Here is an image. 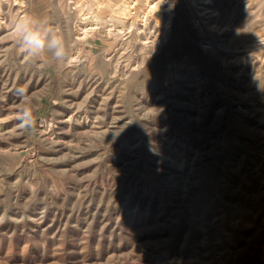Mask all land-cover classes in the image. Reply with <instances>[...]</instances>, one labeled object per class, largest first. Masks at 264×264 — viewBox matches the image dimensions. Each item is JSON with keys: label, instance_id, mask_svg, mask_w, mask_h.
<instances>
[{"label": "rangeland", "instance_id": "374dc122", "mask_svg": "<svg viewBox=\"0 0 264 264\" xmlns=\"http://www.w3.org/2000/svg\"><path fill=\"white\" fill-rule=\"evenodd\" d=\"M153 1L0 5V264H264V0Z\"/></svg>", "mask_w": 264, "mask_h": 264}, {"label": "clouds", "instance_id": "9594fccd", "mask_svg": "<svg viewBox=\"0 0 264 264\" xmlns=\"http://www.w3.org/2000/svg\"><path fill=\"white\" fill-rule=\"evenodd\" d=\"M7 2L8 0H0V5ZM13 31L22 52L29 55H39L48 51L58 61L63 60L67 55L62 38L52 28L40 25L38 21L30 16L15 19L13 21ZM17 94L22 100H25L17 113L20 127L31 128L35 123L33 108L26 102L25 89L23 87L17 89Z\"/></svg>", "mask_w": 264, "mask_h": 264}, {"label": "built area", "instance_id": "2783aa9c", "mask_svg": "<svg viewBox=\"0 0 264 264\" xmlns=\"http://www.w3.org/2000/svg\"><path fill=\"white\" fill-rule=\"evenodd\" d=\"M157 1H159V6H163L169 3V0H155L154 3H156Z\"/></svg>", "mask_w": 264, "mask_h": 264}, {"label": "bare ground", "instance_id": "6f19581e", "mask_svg": "<svg viewBox=\"0 0 264 264\" xmlns=\"http://www.w3.org/2000/svg\"><path fill=\"white\" fill-rule=\"evenodd\" d=\"M205 1H206V0H205ZM134 2H135V0H134ZM153 2H154V1H153ZM211 2H212V1H211ZM149 3H150V2H149ZM157 3H159V1H157L156 4H157ZM112 5H113V4H112ZM151 6H153V4H152ZM151 6H149V7H151ZM74 7H75V6H74ZM76 7H77V6H76ZM18 8H19V7H18ZM149 9H150V8H149ZM146 13H147V12H146ZM196 14H197V13H196ZM1 15H2V14H1ZM2 16H3V15H2ZM142 16H143V15H142ZM144 16H145V15H144ZM0 18H1V16H0ZM97 18H98V17H97ZM197 18H198V17H197ZM1 20H3V19H1ZM143 20H144V19H143ZM3 21H4V20H3ZM82 22H83V21H82ZM142 23H143V22H142ZM144 23H145V22H144ZM77 24H79V23H77ZM207 24H208V23H207ZM79 25H80V24H79ZM83 25H84V24H83ZM83 25H82V26H83ZM88 26H89V25H88ZM93 28H94V27H93ZM139 29H140V28H139ZM84 33H85V32H84ZM152 37H153V36H152ZM72 63H73V62H72ZM72 63H71V64H72Z\"/></svg>", "mask_w": 264, "mask_h": 264}]
</instances>
